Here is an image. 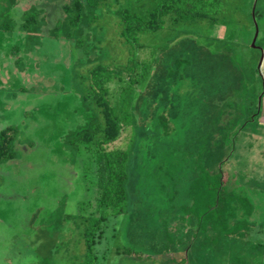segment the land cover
<instances>
[{"label": "rangeland", "instance_id": "374dc122", "mask_svg": "<svg viewBox=\"0 0 264 264\" xmlns=\"http://www.w3.org/2000/svg\"><path fill=\"white\" fill-rule=\"evenodd\" d=\"M70 1L0 0V22L11 21L7 28L0 25V132L9 126L15 131V156L0 164V264L84 261L81 215L95 212L97 189L83 173L84 148L70 146L68 139L89 120H102L99 106L87 96L92 92L87 75L98 63L130 64L135 76L148 73L136 83L109 84V99L126 125L115 142L130 153L133 214L110 216L103 224L96 234L95 264H167L156 238L169 216L167 193L176 179L185 184V163L200 161L208 136L204 118L212 103L222 122L236 119L246 127L232 144L224 176L253 203L250 223L264 227V95L256 121L243 123L238 89L219 99L218 90L209 89L216 78L206 71L208 56L232 51L251 78L264 53V0L256 2L261 15L255 46L256 0H224L216 23H173L167 17L164 26L141 35V46L121 35V13L128 9L145 17L157 0H106L91 26L68 37L62 5ZM27 9L41 10L37 25L23 17ZM260 72L264 75V61ZM161 115L170 126L166 137ZM249 232L219 236L205 248L188 252L189 246L173 255L185 256L184 264H263L257 241L264 243V228L259 235Z\"/></svg>", "mask_w": 264, "mask_h": 264}, {"label": "trees", "instance_id": "16d2710c", "mask_svg": "<svg viewBox=\"0 0 264 264\" xmlns=\"http://www.w3.org/2000/svg\"><path fill=\"white\" fill-rule=\"evenodd\" d=\"M223 1L157 0V6L145 17L124 9L120 21L121 35L127 43L141 46V35L164 26L167 17L173 23L192 22L197 19H207L216 23L220 19ZM105 2L106 0H71L64 3L62 5L64 22L68 26L66 36L71 37L78 28L91 26L98 19L97 11ZM40 11L27 9L23 11V17L37 25ZM254 15L259 25L261 10L257 9V6ZM10 22L7 19L0 22V25L7 28L11 25ZM24 25L27 26L26 23ZM57 28L58 24L54 28L55 31ZM78 43H81V40ZM206 63V71L214 74L216 78L215 82L209 83V89H212V92L218 90L219 99L229 98L234 89H238L240 110L242 116H245L243 123L255 122L260 113L258 100L264 95L262 93L264 75L260 69L254 65L251 78L247 79L240 60L233 56L232 51L211 54ZM179 64L177 61V65ZM129 68L130 64L124 67H111L98 63L89 69L87 77L92 92L87 96H92L99 106L102 120L98 118L89 120L68 139L70 146L84 148L86 159L83 173L87 184L97 189L95 212L81 215L85 223L83 237L86 244L82 264H95L96 234L110 216L133 214L132 208L128 206L130 153L115 142L121 137V131L126 125L121 123L116 106L109 99V84L112 81L121 82L126 79L128 82L136 83L144 79L148 73L144 71L139 76L138 72L135 76ZM209 105L210 112L204 118L208 125V136L203 153L198 154L200 161L197 160L194 164L185 163L186 176L181 178L185 183L184 187L181 180L178 182L175 178L171 192L167 193L170 203L166 211L169 216L163 219L162 230L156 235L162 245L161 249L167 256V264H184L185 256L177 260L174 255L186 251L189 246L188 252L196 246L205 248L214 244L219 236L243 237L252 226L249 218L254 210L253 203L247 194L237 190L236 186H232L225 179L223 170V165L234 152L232 144L246 127L241 129V124L236 119L222 122L217 104ZM160 118L163 136L166 137L170 132V126L165 115H161ZM14 132V126L0 132V164L15 156L12 148ZM195 148L198 149V146ZM194 151V147L191 148V153ZM165 173L171 175L170 172ZM180 199L185 201L176 204L175 202ZM184 226L190 228L184 231ZM126 252L131 254L132 250L128 248Z\"/></svg>", "mask_w": 264, "mask_h": 264}, {"label": "water", "instance_id": "95a60500", "mask_svg": "<svg viewBox=\"0 0 264 264\" xmlns=\"http://www.w3.org/2000/svg\"><path fill=\"white\" fill-rule=\"evenodd\" d=\"M256 2H257V0L255 1L254 6H253V16H254L255 27H256L255 35H254V38H253V41H252V45L253 46L256 45V40H257V37H258V34H259V27H258L257 21L255 19V15H254ZM263 61H264V53L262 52V55H261V58H260V61H259V64H258V68L259 69H261V65H262ZM261 99H262V96L259 97V104H261Z\"/></svg>", "mask_w": 264, "mask_h": 264}, {"label": "crops", "instance_id": "0c3cea01", "mask_svg": "<svg viewBox=\"0 0 264 264\" xmlns=\"http://www.w3.org/2000/svg\"><path fill=\"white\" fill-rule=\"evenodd\" d=\"M251 218V217H250ZM258 221V220H257ZM256 222V221H255ZM252 223V222H251ZM254 223V222H253ZM254 225V226H253ZM252 226L254 227V228H252V226H251V228H250V234L248 235V236H251V234H261L262 232H263V226L261 227L260 226V228L259 227H257L258 225H255V224H253ZM257 245H259V246H261L262 248H263V258L261 259V262H263V264H264V243H261L260 242V240L259 241H257Z\"/></svg>", "mask_w": 264, "mask_h": 264}]
</instances>
